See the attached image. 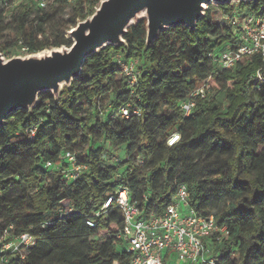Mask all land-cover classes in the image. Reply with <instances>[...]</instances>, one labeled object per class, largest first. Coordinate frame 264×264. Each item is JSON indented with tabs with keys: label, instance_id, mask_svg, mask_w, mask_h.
Masks as SVG:
<instances>
[{
	"label": "trees",
	"instance_id": "trees-1",
	"mask_svg": "<svg viewBox=\"0 0 264 264\" xmlns=\"http://www.w3.org/2000/svg\"><path fill=\"white\" fill-rule=\"evenodd\" d=\"M101 1L25 0L14 6L0 0L6 7L0 11V52L7 58L22 55L23 48L29 55L71 47L68 32ZM213 7L224 20L244 12L264 15V0L210 4L193 32L173 27L149 49L143 19L128 30L126 47H107L86 59L80 77L58 99L43 93L32 112L20 110L6 120L0 128V239L10 228L11 242L24 234L34 239L24 258L11 252L8 264H129L118 238L120 210L112 206L101 218L95 213L127 188L146 214L160 215L179 186L187 187L199 214L226 226L228 233L208 244L218 264H264V60L255 55L233 69L219 65V56L237 46L239 31L233 20L224 27L215 23L209 17ZM119 55L125 62L142 56L133 93ZM203 83L215 96L225 94L227 104L200 100L186 117L180 105ZM128 104L142 117L121 118L119 109ZM99 114L104 119L93 124ZM175 133L180 141L168 146ZM107 144L122 148L128 160L102 167ZM66 152L88 167L75 182L62 181ZM48 162L61 170L47 168ZM67 207L73 212L64 215Z\"/></svg>",
	"mask_w": 264,
	"mask_h": 264
},
{
	"label": "built area",
	"instance_id": "built-area-1",
	"mask_svg": "<svg viewBox=\"0 0 264 264\" xmlns=\"http://www.w3.org/2000/svg\"><path fill=\"white\" fill-rule=\"evenodd\" d=\"M14 6L25 0H12ZM46 7V2H41ZM238 27L239 40L235 48L225 51L219 56L217 62L224 69H233L237 63L246 57L262 56L264 60V15L255 12H244L239 18L233 20ZM26 49H22V55ZM123 74L127 79L132 93L138 86L141 71L133 60L125 62L121 55L116 57ZM211 89L208 83L199 85L189 97L184 100L180 109L186 116H190L198 101L207 98V90ZM118 115L123 119L132 116L141 118L139 110L132 109L128 104L119 109ZM180 135L175 133L169 140L168 146L180 141ZM64 160L67 166L64 170L60 165L48 162L47 168L62 171L64 182L77 181L87 170L85 164H79L76 154L66 152ZM112 206L120 210L124 225L121 234L125 251L129 255V264H218L219 259L209 248L213 239L223 238L228 232L226 226H219L213 216L199 214L191 205V196L186 186H179L171 202L166 205L162 214H146L144 208L130 198L129 190L122 188L116 196H110L101 209L95 213L96 217H105L107 210ZM63 212V211H62ZM72 207H67L64 215L72 213ZM87 225L91 228L96 222L89 220ZM9 230L0 239V264H8L11 252L24 258L25 251L34 245V239L24 234L13 242L8 240Z\"/></svg>",
	"mask_w": 264,
	"mask_h": 264
},
{
	"label": "water",
	"instance_id": "water-1",
	"mask_svg": "<svg viewBox=\"0 0 264 264\" xmlns=\"http://www.w3.org/2000/svg\"><path fill=\"white\" fill-rule=\"evenodd\" d=\"M254 0H102L95 12L68 32L71 47L6 58L0 52V128L18 111L32 112L49 92L58 99L82 72L84 62L107 47H126L131 27L146 20V46L180 25L191 32L210 4L240 6Z\"/></svg>",
	"mask_w": 264,
	"mask_h": 264
},
{
	"label": "rangeland",
	"instance_id": "rangeland-1",
	"mask_svg": "<svg viewBox=\"0 0 264 264\" xmlns=\"http://www.w3.org/2000/svg\"><path fill=\"white\" fill-rule=\"evenodd\" d=\"M48 4V3H47ZM18 5V4H17ZM47 10H50L51 9V6L48 4V7L46 8ZM6 10V7L5 5L0 2V11H4ZM70 11H71V7H68L64 13H63V18L64 19H67L69 14H70ZM223 13L220 9H216V8H212L210 13H209V17L215 22L217 23L220 27H224L225 25V21H229V23H232V20L233 19H225L223 18ZM6 22H8V18L5 19ZM13 56H10V57H7V58H11ZM135 63H137L138 67L141 65L140 62L142 63V56L139 55V57L137 58H134L132 59ZM143 67V66H142ZM146 67V66H145ZM144 69V67H143ZM121 77V76H120ZM210 86V84H209ZM211 88V86H210ZM217 92L215 90H213L212 88L211 89H208L207 90V98L204 102H206L207 105L209 104H214V105H217L218 107L220 108H225L227 102H226V96L225 94H221L220 96H215ZM112 98H111V95H109L108 97L105 98V100L102 102V106H103V111H104V115L106 114V110L108 109L107 106L112 102L111 101ZM105 109V110H104ZM102 111V112H103ZM94 118V116H93ZM103 115L102 114H99V115H95V118H94V122L93 124L95 123L96 120H103ZM104 151H105V159H104V162L101 163V166L102 167H112V166H116L117 164H121L122 162L124 163L125 161H127V157H126V153L125 151L122 149V148H115L113 147L112 145L110 144H107L105 145L104 147ZM121 161V162H120ZM203 167V164H199L197 166V175L200 177L201 175V168ZM125 166L120 170L121 172H124L125 170ZM15 194H17V192H13V193H10L9 196H14Z\"/></svg>",
	"mask_w": 264,
	"mask_h": 264
}]
</instances>
